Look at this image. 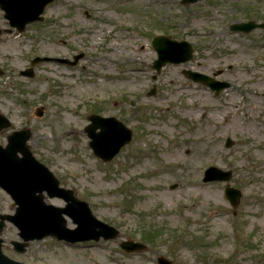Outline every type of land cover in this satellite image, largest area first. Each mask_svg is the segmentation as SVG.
I'll return each instance as SVG.
<instances>
[{
    "label": "rangeland",
    "instance_id": "rangeland-1",
    "mask_svg": "<svg viewBox=\"0 0 264 264\" xmlns=\"http://www.w3.org/2000/svg\"><path fill=\"white\" fill-rule=\"evenodd\" d=\"M44 17L8 33L0 9V113L13 123L0 144L30 128L37 159L120 236L74 245L46 238L8 254L26 264H158L159 256L174 264H264V29L230 30L264 23V0H55ZM159 35L191 43L192 60L157 73L151 40ZM81 53L74 67L42 62L33 77L20 74L36 57ZM185 70L220 72L230 87L216 94ZM91 114L133 130L112 161L89 146ZM211 166L231 171V180L204 182ZM226 186L242 192L238 206ZM11 204L0 189V209ZM67 227L75 228L69 218ZM3 235L18 239V230L8 224ZM125 240L148 248L127 253Z\"/></svg>",
    "mask_w": 264,
    "mask_h": 264
},
{
    "label": "water",
    "instance_id": "water-1",
    "mask_svg": "<svg viewBox=\"0 0 264 264\" xmlns=\"http://www.w3.org/2000/svg\"><path fill=\"white\" fill-rule=\"evenodd\" d=\"M54 0H0V7L6 11V18L11 21L12 26L22 32L26 25L35 21H43L41 15L45 7ZM201 0H184V3H195ZM256 28H264V24H257L255 21L238 23L231 26L233 31L250 33ZM154 49L158 53V59L153 67L159 72L167 63H185L192 59L193 48L186 42L171 40L166 36H159L152 41ZM83 54L75 56V61L67 59L35 58L32 64L42 61H56L75 65ZM195 82L203 83L212 90L219 93L230 86L227 82H221L212 77L198 72H185ZM22 75L33 76V70L22 72ZM153 89L150 94H154ZM43 114L42 110L38 112ZM91 124L85 128L90 138L89 145L94 154L104 161H111L125 146L132 140L133 132L115 117H102L91 115ZM11 127L7 118L0 114V131ZM97 129H101L97 132ZM32 134L29 129L13 132L8 136V145H0V186L19 204L20 211L15 215H0V233L2 232L5 220L12 222L19 230L20 237L25 243H16L24 251L25 245L32 240H41L47 236L56 237L58 240H66L70 243L84 242L90 240L99 241L101 237L105 240L115 239L119 231L98 220L93 216L90 207L84 201L77 200L74 192L69 189L59 188V181L56 180L49 169L40 163L33 155L27 141ZM232 141L227 140L226 146L230 147ZM21 154L22 157H19ZM232 177L230 171H223L216 167H210L205 173V181H229ZM46 184V189L51 197H62L68 203L65 209L53 210L42 205V197L34 195L36 186ZM50 179L52 184L50 183ZM176 184L171 188L175 189ZM44 188L40 189L43 190ZM226 197L233 206H237L241 192L237 189L227 187ZM19 210V209H18ZM69 216L77 225L75 229L66 226L63 215ZM0 239V264H23L7 257L1 248ZM121 247L127 252H137L146 249V246L139 242L125 241ZM159 264H173L168 259L159 257Z\"/></svg>",
    "mask_w": 264,
    "mask_h": 264
},
{
    "label": "flooded vegetation",
    "instance_id": "flooded-vegetation-1",
    "mask_svg": "<svg viewBox=\"0 0 264 264\" xmlns=\"http://www.w3.org/2000/svg\"><path fill=\"white\" fill-rule=\"evenodd\" d=\"M60 182H61V180H60ZM61 186H62V182H61ZM45 197H46L45 201L46 202L52 201L53 205H56L58 207H63L65 205V203H64V201L62 199H59V198L50 199V198H48L47 195ZM15 211H16V207L14 205H11L9 210H6L4 208L0 209V213H2V214H13ZM17 240L18 239H12V240L7 241V240L4 239L3 249H4V251L7 254L8 253L9 254H14V255L18 254L15 251V246H14V242L17 241Z\"/></svg>",
    "mask_w": 264,
    "mask_h": 264
},
{
    "label": "bare ground",
    "instance_id": "bare-ground-1",
    "mask_svg": "<svg viewBox=\"0 0 264 264\" xmlns=\"http://www.w3.org/2000/svg\"><path fill=\"white\" fill-rule=\"evenodd\" d=\"M66 115L70 116L69 114H66ZM204 154H205V152H201V153H200V157H201V156H204ZM177 155L180 157L179 154H177ZM197 187H198V186H197Z\"/></svg>",
    "mask_w": 264,
    "mask_h": 264
}]
</instances>
